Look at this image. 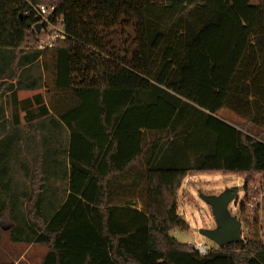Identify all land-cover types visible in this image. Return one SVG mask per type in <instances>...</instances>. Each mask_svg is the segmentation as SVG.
Listing matches in <instances>:
<instances>
[{
	"label": "trees",
	"instance_id": "1",
	"mask_svg": "<svg viewBox=\"0 0 264 264\" xmlns=\"http://www.w3.org/2000/svg\"><path fill=\"white\" fill-rule=\"evenodd\" d=\"M31 5L64 20L53 48L38 49ZM35 64L44 92L20 101L39 87ZM6 78L12 123L24 112L44 135L40 208L39 168L31 191L13 188L22 137L0 134V225L23 232L15 243L46 247L41 264H264L257 232L206 257L171 235L189 228L177 212L187 177L241 176L245 191L263 178L264 0H0Z\"/></svg>",
	"mask_w": 264,
	"mask_h": 264
},
{
	"label": "rangeland",
	"instance_id": "2",
	"mask_svg": "<svg viewBox=\"0 0 264 264\" xmlns=\"http://www.w3.org/2000/svg\"><path fill=\"white\" fill-rule=\"evenodd\" d=\"M258 0H252V5H257ZM31 78L38 79L39 87L35 91H19L18 99L24 100L26 98H32L35 95L43 94V72L35 64L33 69L30 70ZM0 91H3L1 95L2 106L5 109V130H0V134H11L13 128L17 129L22 137V140L16 145L11 158L8 161L10 166L9 181L13 188H16L20 192H26L32 190V182L30 176L33 175L34 170L40 167L39 159H41V145L38 147V142L44 135L41 132V121L29 125L23 120L24 112L20 113V125L16 126L12 123L13 121V109L10 106V95L8 86L15 84V81H11L9 78L0 81ZM222 119H225L233 124H242L244 121L234 114L228 111H222L219 113ZM252 129V128H251ZM260 132L256 129H252L253 135H258ZM66 137V132L63 133ZM32 145V146H31ZM32 147V148H31ZM36 162V164H35ZM39 163V164H38ZM30 172V173H29ZM41 175L39 171L36 172V184H39ZM191 179V182H189ZM258 183V182H257ZM37 184V185H38ZM57 184V183H55ZM238 189L237 198L231 202L228 206L230 214L239 219L242 223V236L251 238L257 232L260 236L259 229L250 227L244 222L247 216L242 214L235 209V205L240 204L244 198V177L234 175H221V174H199L194 178L187 177L178 191L177 196V212L183 217L188 225L187 230L175 229L171 232V235L181 244H202L208 246L212 250L218 249V245L213 241L202 236L200 230H211L216 227V223L212 217L210 206L202 199V196H218L226 190ZM38 191V190H37ZM18 204L20 207V216H27L28 211L26 204L27 198L20 197ZM9 201V200H7ZM12 201V200H11ZM34 201L38 202L37 199ZM23 205H22V203ZM23 206V207H22ZM7 216H10L9 210L6 212ZM249 216L248 218H250ZM9 228H15L14 225H6L3 223L0 225V264H40L47 254V248L40 245L29 244V243H15L16 239L22 236L23 232L12 231ZM27 232V229H24Z\"/></svg>",
	"mask_w": 264,
	"mask_h": 264
},
{
	"label": "built area",
	"instance_id": "3",
	"mask_svg": "<svg viewBox=\"0 0 264 264\" xmlns=\"http://www.w3.org/2000/svg\"><path fill=\"white\" fill-rule=\"evenodd\" d=\"M31 8L38 20L37 25L40 24L42 27L39 33L42 38L38 44V49L44 51L53 48L58 39L65 38L64 20L56 16L55 7L31 5ZM261 142L264 143V140ZM243 191L244 198L240 204L235 205V209H238L242 216H251L249 219L250 227H254L256 220H258L260 238L264 242V175L261 181L250 185L247 191ZM242 207L243 211H241ZM246 239L242 236V241ZM189 247L198 252L201 257L208 256L212 251L208 246L202 244H189Z\"/></svg>",
	"mask_w": 264,
	"mask_h": 264
},
{
	"label": "water",
	"instance_id": "4",
	"mask_svg": "<svg viewBox=\"0 0 264 264\" xmlns=\"http://www.w3.org/2000/svg\"><path fill=\"white\" fill-rule=\"evenodd\" d=\"M41 28L40 24L35 26L34 29L37 34L40 33ZM238 192V189L233 188L218 196H202V199L210 206L216 227L211 230H200L199 233L213 241L219 248L242 241V223L239 219L233 217L228 210L229 204L237 198Z\"/></svg>",
	"mask_w": 264,
	"mask_h": 264
},
{
	"label": "crops",
	"instance_id": "5",
	"mask_svg": "<svg viewBox=\"0 0 264 264\" xmlns=\"http://www.w3.org/2000/svg\"><path fill=\"white\" fill-rule=\"evenodd\" d=\"M24 91V90H23ZM34 97V96H33ZM26 99H30V98H26ZM25 100V99H24ZM20 101H23V100H20ZM23 120H24V116H23ZM26 122V121H25ZM40 148V146H39ZM39 163H41V159H39ZM38 163V164H39ZM39 174L41 175V165L39 167ZM190 178H194L195 176H189ZM191 182V179L190 181ZM37 200H38V204L40 205V208H41V178H40V181H39V184H38V191H37ZM40 219L38 220V222L40 223ZM40 234V233H39ZM41 264V263H40Z\"/></svg>",
	"mask_w": 264,
	"mask_h": 264
}]
</instances>
